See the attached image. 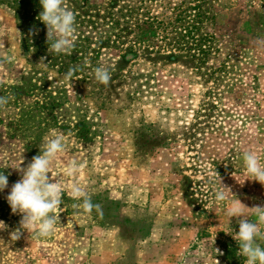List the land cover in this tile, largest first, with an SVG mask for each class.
Wrapping results in <instances>:
<instances>
[{"label": "rangeland", "instance_id": "rangeland-1", "mask_svg": "<svg viewBox=\"0 0 264 264\" xmlns=\"http://www.w3.org/2000/svg\"><path fill=\"white\" fill-rule=\"evenodd\" d=\"M86 1L91 15L97 7L106 14L107 0H65V7ZM190 1L149 9L166 19L172 6ZM206 2L208 65L171 48L131 51L100 41L92 28L91 52L69 81L34 50L25 53L14 2L0 0V96L10 98L0 109V171L8 177L0 264H245L232 236L237 218L228 223V205L216 206L214 191L220 177L247 207L264 204V186L235 180L245 179L243 152L264 157V0ZM38 31L47 35L46 25ZM97 67L110 72L109 84L95 79ZM53 132L65 144L51 168L64 189L61 225L48 238L22 231L13 241L22 217L6 197L21 179L16 167L26 168ZM72 161L81 170L69 177ZM73 184L102 212L74 206L82 200L71 198Z\"/></svg>", "mask_w": 264, "mask_h": 264}, {"label": "clouds", "instance_id": "clouds-1", "mask_svg": "<svg viewBox=\"0 0 264 264\" xmlns=\"http://www.w3.org/2000/svg\"><path fill=\"white\" fill-rule=\"evenodd\" d=\"M40 5L43 10L38 19L46 25L47 43L52 41L49 50L56 54L70 53L77 39L75 13L65 7V0H40ZM30 34L35 35L36 32L30 31ZM75 71L70 69L65 74V79L71 81ZM94 74L99 83L109 84L111 74L106 68L97 67ZM9 99V97L0 96V109L8 104ZM40 149L41 153L34 156L26 168H21L20 165L16 167L22 176L12 185L6 197L12 213H19L22 217L19 222L20 227L10 233L13 241L21 238L22 231L34 234L38 238H48L61 225L59 213L63 203L64 189L55 179L56 176L52 174L51 168L58 155L65 150L63 136L53 132L51 137H45ZM242 167L245 179L238 181L234 177L241 186L246 180L258 182L264 186V157L254 150L245 151L242 153ZM80 170L81 165L72 161L67 166L65 174L69 177L76 176ZM219 185L220 187L214 191V203L216 206L228 205L226 215L229 224L231 218H237L239 231L232 235L238 244L237 254L245 258V264H264V248L258 242L264 241V204L247 207L233 194L230 187L222 185L220 177ZM7 187L8 177L0 171V192ZM70 196L73 200H82V204L74 206L82 208L84 212L90 214L94 209L102 212L101 206L94 204L88 193L79 185L71 186ZM245 209H250L256 219L250 220ZM6 228L5 222L0 220V230ZM215 251L217 255H222L219 249ZM216 264H219L217 259Z\"/></svg>", "mask_w": 264, "mask_h": 264}, {"label": "trees", "instance_id": "trees-1", "mask_svg": "<svg viewBox=\"0 0 264 264\" xmlns=\"http://www.w3.org/2000/svg\"><path fill=\"white\" fill-rule=\"evenodd\" d=\"M157 1L160 0H107L103 7L106 14L103 16L101 7L95 8L91 15L88 13V8L94 5L87 1L80 3L82 9L71 10L76 15L75 26L79 29V35L74 49L68 54H56L50 51L49 46L52 41L47 43V35L39 33L38 28L45 26L38 19L43 10L40 0H13V4L23 29L22 46L25 53L34 50L38 57H44L50 65L58 67V72L67 73L70 69L76 70L74 75L78 72L79 68L74 64L82 61L91 52L89 44L94 37L91 34L92 28L99 30L97 38L102 37L100 41L116 46L127 45L131 51L138 46L156 50L157 53L171 48L208 65L213 45H209L210 36L203 28L207 15L204 9L206 0L175 4L172 6L174 16L166 19H161L150 11L149 6ZM98 19H102L101 22ZM30 31L36 34L31 35ZM76 53L82 56L78 57ZM170 57L178 59L179 56L172 53ZM14 89L23 91L24 88L14 87ZM50 98L56 99L54 96Z\"/></svg>", "mask_w": 264, "mask_h": 264}]
</instances>
